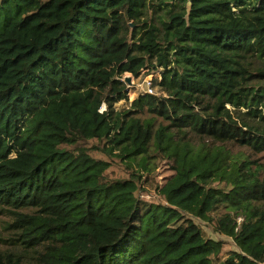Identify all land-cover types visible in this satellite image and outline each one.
I'll return each instance as SVG.
<instances>
[{
    "label": "trees",
    "instance_id": "trees-1",
    "mask_svg": "<svg viewBox=\"0 0 264 264\" xmlns=\"http://www.w3.org/2000/svg\"><path fill=\"white\" fill-rule=\"evenodd\" d=\"M1 14L0 264H264V0H0ZM143 71L154 93L117 108ZM193 215L238 249L222 256Z\"/></svg>",
    "mask_w": 264,
    "mask_h": 264
},
{
    "label": "rangeland",
    "instance_id": "rangeland-1",
    "mask_svg": "<svg viewBox=\"0 0 264 264\" xmlns=\"http://www.w3.org/2000/svg\"><path fill=\"white\" fill-rule=\"evenodd\" d=\"M3 18V14L0 15V19ZM125 77H130L131 82L129 84V87L131 90H129V102H122L117 105V108H126L128 105H130V102L134 100L136 97V94H139L141 92H146L150 86L149 83H152V79L154 78V75H148L145 76V71L142 72V75L139 77H133L131 74H126ZM87 148H89V153L95 157L96 159H103L106 162H108L109 168L107 170V174L111 178H124V179H132V169L129 168V165L126 161L121 160L118 157H112L107 155L104 152H99L97 150L91 149L93 147L92 143L85 144ZM164 173V172H163ZM163 173H160L159 179L162 178ZM139 191V196L141 198H144L148 200L149 202H153L156 204H164L165 200L161 196L158 190H154L151 186L148 184H144ZM194 220L204 229L207 236L215 241H221V248L220 253L222 256H227L229 252L238 249L236 243L234 240L226 236L225 234L221 232L215 231L214 228L210 227L206 224V222H203L199 218L192 216ZM242 221V218L238 219V222L240 223Z\"/></svg>",
    "mask_w": 264,
    "mask_h": 264
},
{
    "label": "water",
    "instance_id": "water-1",
    "mask_svg": "<svg viewBox=\"0 0 264 264\" xmlns=\"http://www.w3.org/2000/svg\"><path fill=\"white\" fill-rule=\"evenodd\" d=\"M187 8H188V15H189V12H190V10H191V3H190V2L188 3ZM187 17H188V16H187ZM125 82L130 84V82H131V78H130V77H126V78H125Z\"/></svg>",
    "mask_w": 264,
    "mask_h": 264
},
{
    "label": "built area",
    "instance_id": "built-area-1",
    "mask_svg": "<svg viewBox=\"0 0 264 264\" xmlns=\"http://www.w3.org/2000/svg\"><path fill=\"white\" fill-rule=\"evenodd\" d=\"M149 84H150V86H149V88H148L147 92H149V93H152V94H153L154 92H153V89H152V84H151V83H149Z\"/></svg>",
    "mask_w": 264,
    "mask_h": 264
}]
</instances>
